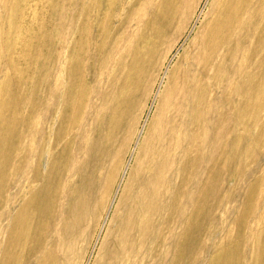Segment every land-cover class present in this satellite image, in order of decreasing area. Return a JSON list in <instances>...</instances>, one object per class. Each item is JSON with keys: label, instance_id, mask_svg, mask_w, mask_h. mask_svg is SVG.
<instances>
[{"label": "rangeland", "instance_id": "obj_1", "mask_svg": "<svg viewBox=\"0 0 264 264\" xmlns=\"http://www.w3.org/2000/svg\"><path fill=\"white\" fill-rule=\"evenodd\" d=\"M216 1H200L168 70L150 82L151 94H140L123 120L121 142L103 146L100 127L92 119L104 110L100 94L117 78L121 57L103 65L99 43L139 46L164 31L160 43L168 42L192 16L188 9L197 0H0V264H60L67 255L64 231L76 227L71 201L88 203L96 189L105 194L99 215L89 224L81 264L107 263L104 256L115 220L127 204L121 196L133 198L147 160L144 140L152 141L161 129L159 111L168 77L181 68ZM261 18L236 61L241 75L232 89L216 96L219 108L209 116L213 120L208 127L197 126L196 133H190L196 140L193 146L188 143L187 162L184 156L174 162V192L161 200L168 212L162 217L166 225L159 231L162 236L154 235L156 245L146 246L148 257H141L142 264H264V15ZM129 51L122 49L123 55ZM70 74L88 88L89 96L82 98L81 127L73 133L64 123ZM92 91L99 95L91 98ZM59 133L57 147H47L42 154V136L51 145ZM109 146L113 157L99 167L98 157ZM58 153H63L56 164L61 175L51 174L46 183ZM48 187H54L57 198L41 213L39 197L47 196Z\"/></svg>", "mask_w": 264, "mask_h": 264}, {"label": "bare ground", "instance_id": "obj_2", "mask_svg": "<svg viewBox=\"0 0 264 264\" xmlns=\"http://www.w3.org/2000/svg\"><path fill=\"white\" fill-rule=\"evenodd\" d=\"M200 1L201 0H197L195 5L192 4L189 7L188 12L192 11V16L184 20L181 27L176 30L174 35L172 34L173 36L170 37L168 42L166 41L167 43H160L166 33L164 31L158 33L154 41L139 43V46H133L134 43L98 44L97 53L100 57L101 55L103 56L101 59L103 65L110 66L111 60L115 56L121 57L118 63L117 78L111 83L107 81L110 83L108 84L109 91L100 94L102 98V108L104 110L101 112L100 117L92 119L93 122H96L97 124H95L100 127V137H103L101 141L102 145L108 146L111 142L116 144L121 142L119 141V137L122 132L123 120L130 114L140 94L146 97L151 94L154 86L150 85V82H153L158 77V74H163L168 70L171 57L174 56L182 37L187 32V28L190 27L195 15H198V5ZM207 2L208 1L204 3ZM263 15L264 0H217L210 9V18L207 21L205 19V26L194 40V43H191V52L183 61L178 72L168 77L169 87L167 91L164 92L161 102L163 103V108L159 111L161 112L159 120L161 129L157 132L152 141H150L151 137L148 140L146 138L144 140V143L147 145L146 148L148 147L145 154L147 160L144 165V173L141 176V183L138 184L135 191H133V198H124L125 195H123V197L121 196L122 200H120L127 204L121 208L122 216L119 218L117 217L118 220H115L112 240L104 256L107 259L106 264H142L143 261L140 260L141 257L147 256L146 246L148 244L152 246L156 245L153 238L155 234L162 236L159 231H161V227L166 225V222H164L165 217L163 219L162 217L163 214L166 215L168 212L165 204L162 206L161 200L165 201L166 198L169 199L167 193L173 190L174 183L172 184V180L174 176L172 179L170 176L174 172V162L178 157L181 158V156H184L183 160H187L185 157L190 152L188 143L191 142L193 146L192 141L196 140L192 135L196 133L193 132V130L196 129L197 126H204L205 128L208 125L212 119L210 118L212 117V113H216L215 109L218 106L216 96L219 94L224 95L232 89L234 80L237 79L238 75H241L239 74V65L235 66L236 61L238 56L241 57L242 48L245 43H249L255 36L257 23H261V17H263ZM85 45L88 48L90 43H85ZM124 47L130 49L131 53L123 55L122 49ZM88 54L91 56V59L94 58V55L92 56L89 52ZM96 60L98 61L97 58ZM126 60L129 61L128 64L123 62ZM69 79L70 86L66 94L64 123L70 133H73L72 129H75L76 126H78V129L81 127L79 116H81L80 108L82 107V98L89 96L88 88L83 87L80 81H76L77 78L74 77V75L70 74ZM90 81L93 82L92 79H90ZM76 89H81V91H77ZM98 95L96 91H92L90 96L93 98ZM220 96L221 95L218 97ZM130 128H132V126ZM61 136L62 133H59L52 141L51 145H49L47 142L45 143L43 135L41 145L42 154L46 152L47 147L49 148L52 146V148H56ZM109 149L110 146L102 149L98 157L99 167H102L105 162L113 157V152ZM142 150L145 149L141 148V151ZM198 152L199 150L197 154H199ZM62 156L63 153H58L53 156L54 160L52 166L50 165L51 173L46 177V183L51 182L52 176L57 177L61 175V171L56 167V164ZM115 156L116 154H114V157ZM197 156L198 155L195 157L197 158ZM192 158L193 157H191V159ZM196 161H199V159ZM184 170L186 169H183V171ZM188 185L189 184L186 186ZM196 190L197 189H195V191ZM45 191L47 192V196L44 198L39 197V203L43 206L39 209L41 213L46 211L47 202H54L57 198V192L54 190V187H48ZM102 194H105V192L98 189L92 191L88 203H83L81 199H72L71 212H73V216L76 219V227H67L64 231L63 247L67 249V255L61 259L60 264H81V254L84 255L88 243L87 239L90 237L89 224L99 215L97 209L103 201ZM171 200H173V204L174 199ZM178 200L180 202V197ZM198 203L199 205L201 204L200 202ZM183 205H181V207ZM178 208L181 210L183 207ZM197 208L199 209V207ZM181 211H183V209ZM36 214L38 215V211ZM178 216H176V218ZM179 222V224H181V217ZM196 222H198V220ZM183 226L184 224L181 227ZM173 233L172 236L174 235ZM177 238L178 237H176V239ZM160 241L161 240H159V242ZM174 243L175 242H173V245L175 246ZM149 250L151 249L149 248ZM143 260H145V258ZM144 262H146V264H151L148 260Z\"/></svg>", "mask_w": 264, "mask_h": 264}]
</instances>
